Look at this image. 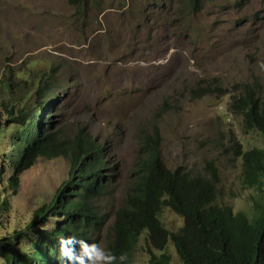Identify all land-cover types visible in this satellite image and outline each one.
I'll use <instances>...</instances> for the list:
<instances>
[{
	"label": "rangeland",
	"instance_id": "obj_1",
	"mask_svg": "<svg viewBox=\"0 0 264 264\" xmlns=\"http://www.w3.org/2000/svg\"><path fill=\"white\" fill-rule=\"evenodd\" d=\"M96 1L87 0L77 14L76 0H0V165L15 129L3 123V101L17 98L21 86L44 73L60 96L52 110L57 127L68 136L85 126L115 163L103 213L122 204L140 135L151 134L154 126L168 168L204 173L211 161L223 202L247 210L249 196L258 195L241 188L240 163L225 147L232 133L243 149L263 147L264 140L243 130L226 110L227 96L216 95L213 86L256 81L264 87V0H206L197 12L185 9L184 0ZM6 71L16 82L8 92L1 86ZM12 74L19 77L12 80ZM202 85H209V95L193 98V89ZM10 173L8 165L0 173V200L9 203L0 210V238L24 230L33 212L51 201L68 178L69 163L38 158L20 174L14 193ZM160 220L173 231L182 223L168 209ZM54 223L52 218L46 227ZM142 244L134 264H148ZM165 250L172 264H181L171 242Z\"/></svg>",
	"mask_w": 264,
	"mask_h": 264
},
{
	"label": "trees",
	"instance_id": "obj_2",
	"mask_svg": "<svg viewBox=\"0 0 264 264\" xmlns=\"http://www.w3.org/2000/svg\"><path fill=\"white\" fill-rule=\"evenodd\" d=\"M205 1L184 0L183 5L197 12ZM76 4L78 14L87 0H76ZM10 76L6 71L1 80L6 92L16 84ZM16 77L13 75L12 80ZM33 84L21 86L17 98L3 101V123L15 129L0 173L8 165L11 173L7 181L12 193L17 191L20 174L38 158L67 159L69 175L51 201L33 212L24 230L0 238L2 264H58L57 236L76 235L99 243L103 233L108 238V249L116 255L127 254L125 264L134 263L132 258L141 240L149 264H172L165 250L168 242L181 264H264V146L243 149L235 134L228 137L225 152L240 163L241 188L255 190L258 195L249 196L251 205L247 210H234L223 202L218 169L211 161L204 173L165 165L159 131L154 126L151 134L140 135L133 178L123 192L122 204L113 213H103L101 205L107 202L114 184L112 157L85 126H76L68 136L57 127L53 111L60 96L53 93L49 76L43 73ZM210 90L209 85L197 86L192 96L202 98ZM215 91L216 95L227 96L226 110L239 118L243 130L256 131L264 140V87L256 81H243L227 89L214 85ZM2 208L9 209L5 197L0 200ZM164 209L182 219L177 230L162 224ZM52 218L54 227L47 228Z\"/></svg>",
	"mask_w": 264,
	"mask_h": 264
},
{
	"label": "clouds",
	"instance_id": "obj_3",
	"mask_svg": "<svg viewBox=\"0 0 264 264\" xmlns=\"http://www.w3.org/2000/svg\"><path fill=\"white\" fill-rule=\"evenodd\" d=\"M109 225L110 223L107 221L105 228L107 231ZM103 235L104 238H102ZM103 235L99 243L89 242L88 240L78 238L76 235L57 236L59 251L55 257L56 261L58 264H125L128 259L127 254L124 252H121L119 255L113 253L111 249L106 247L108 238L106 239L105 233ZM132 260L135 263V254Z\"/></svg>",
	"mask_w": 264,
	"mask_h": 264
}]
</instances>
